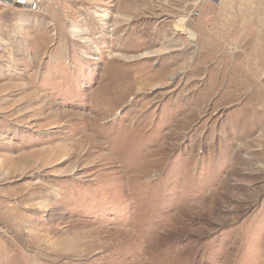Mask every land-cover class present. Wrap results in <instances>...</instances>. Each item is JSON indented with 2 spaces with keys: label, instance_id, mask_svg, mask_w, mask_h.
<instances>
[{
  "label": "rangeland",
  "instance_id": "374dc122",
  "mask_svg": "<svg viewBox=\"0 0 264 264\" xmlns=\"http://www.w3.org/2000/svg\"><path fill=\"white\" fill-rule=\"evenodd\" d=\"M195 5L0 8V264H264V0Z\"/></svg>",
  "mask_w": 264,
  "mask_h": 264
},
{
  "label": "built area",
  "instance_id": "2783aa9c",
  "mask_svg": "<svg viewBox=\"0 0 264 264\" xmlns=\"http://www.w3.org/2000/svg\"><path fill=\"white\" fill-rule=\"evenodd\" d=\"M43 0H0V8L10 6H23L31 10H38ZM206 1L218 2L219 0H195L196 5L193 7L191 14L198 15L197 5Z\"/></svg>",
  "mask_w": 264,
  "mask_h": 264
},
{
  "label": "bare ground",
  "instance_id": "6f19581e",
  "mask_svg": "<svg viewBox=\"0 0 264 264\" xmlns=\"http://www.w3.org/2000/svg\"><path fill=\"white\" fill-rule=\"evenodd\" d=\"M177 23H178V28H182V25H183V19L182 18H180L178 21H177ZM184 27V26H183ZM187 30V29H186ZM188 38L189 39H191V40H193V39H195V33L192 31V30H188Z\"/></svg>",
  "mask_w": 264,
  "mask_h": 264
},
{
  "label": "crops",
  "instance_id": "0c3cea01",
  "mask_svg": "<svg viewBox=\"0 0 264 264\" xmlns=\"http://www.w3.org/2000/svg\"><path fill=\"white\" fill-rule=\"evenodd\" d=\"M256 20H258V19H256ZM263 21H264V19H262Z\"/></svg>",
  "mask_w": 264,
  "mask_h": 264
}]
</instances>
